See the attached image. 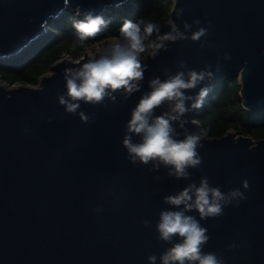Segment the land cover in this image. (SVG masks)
I'll return each instance as SVG.
<instances>
[{
    "label": "water",
    "instance_id": "water-1",
    "mask_svg": "<svg viewBox=\"0 0 264 264\" xmlns=\"http://www.w3.org/2000/svg\"><path fill=\"white\" fill-rule=\"evenodd\" d=\"M125 2L68 0L66 6L65 0H0V58L20 54L67 9L100 15ZM175 3L170 20L181 31L183 22L199 19V27L211 25L208 35L199 42L169 43L168 51L144 61L141 90L127 99L117 94L115 102H81L78 111L89 115L88 123L58 102V94L66 92L63 70L86 62L87 52L78 60L63 55L37 85L9 84L0 76V264H149L150 254L160 264V254L171 246L158 240L155 230L159 212L170 208L163 197L205 175L223 192L244 191L245 179L250 187L239 206L200 221L210 236L203 251L223 257L225 264H264L263 138L228 130L205 139L198 149L202 165L189 169L190 180L168 177L162 166L149 171L151 164L133 165L122 146L131 110L150 91L149 80L165 79L166 69L175 74L181 60L198 71L209 64L215 72L219 64V73L200 87L211 90L215 81L239 76L244 108L264 106V0H177L176 8L184 10L179 18L172 13ZM195 30L194 25L187 35ZM199 110L185 117L189 132L202 129ZM177 132L183 139V130ZM145 220L151 221L148 227ZM232 243L239 247L229 249Z\"/></svg>",
    "mask_w": 264,
    "mask_h": 264
},
{
    "label": "clouds",
    "instance_id": "clouds-1",
    "mask_svg": "<svg viewBox=\"0 0 264 264\" xmlns=\"http://www.w3.org/2000/svg\"><path fill=\"white\" fill-rule=\"evenodd\" d=\"M65 5H68V0H65ZM176 5L177 0L172 13L175 12L179 18L184 10L177 9ZM94 11L89 9L82 20L73 21L76 31L74 47L83 46L109 27L110 20L94 15ZM169 25L170 31L161 33L160 26L155 22L144 18L136 21L126 19L119 29V38L97 49L96 54L91 55L86 62H75L78 67H66L63 70L66 92L58 94L59 104L67 113L78 114L81 122L88 123L89 115L78 111L81 102L90 105L103 104L106 100L115 102L117 94L127 99L141 90L148 68L144 61L155 59L160 52L168 51L169 43L189 39L192 42L201 41L211 27L210 24L207 28L199 27V19H194L191 24L183 22L184 31L172 19ZM194 25L197 30L187 35ZM225 59H230L229 54L225 53ZM178 68L181 70L175 74L166 69L163 80L159 76L149 80L150 91L144 92L131 110L122 146L133 165L151 164L149 171H159L162 166L167 170L168 177L190 180L189 169H198L203 162L198 152L204 146L202 141L211 139L206 129L189 132L186 128L189 121L185 117L203 107L209 89L200 85L212 80L219 73L220 65L217 64L215 72L209 64L198 71L187 69L185 61L181 60ZM197 88L199 91L195 95L186 94ZM38 91H43L42 85ZM164 106L167 110L156 115V109ZM177 128L183 130V139L178 138L181 133L177 132ZM134 135L139 137L138 142H133ZM241 187L244 191L234 188L223 192L219 186H212L205 175L198 183L191 181L175 194L165 195L163 203L170 208L159 212L155 230L157 239L171 246L160 254V264H225L223 257L203 251L210 236L200 221L222 216L224 208L228 206H239L247 198L245 191L250 187L248 180H243ZM96 211L101 209L97 208ZM192 212L197 213L199 219L189 214ZM150 223L148 220L143 221L145 227ZM228 247L234 249L239 245L232 243ZM147 259L149 264L157 262L155 254H150Z\"/></svg>",
    "mask_w": 264,
    "mask_h": 264
},
{
    "label": "trees",
    "instance_id": "trees-1",
    "mask_svg": "<svg viewBox=\"0 0 264 264\" xmlns=\"http://www.w3.org/2000/svg\"><path fill=\"white\" fill-rule=\"evenodd\" d=\"M173 0H126L119 6L108 7L100 16L110 20L109 27L83 46H73L76 31L73 21L83 19L76 10L67 9L57 18H52L47 32L33 41L20 54L0 58V76L9 84L37 85L42 75L50 71L56 61L67 54L79 59L87 48L107 44L111 38H119V29L128 19L140 18L155 22L161 33L170 31V11ZM239 76H227L215 81L209 90L204 105L196 115V121L206 129L208 137H221L228 130L238 134L264 139V106L248 110L242 105Z\"/></svg>",
    "mask_w": 264,
    "mask_h": 264
},
{
    "label": "rangeland",
    "instance_id": "rangeland-1",
    "mask_svg": "<svg viewBox=\"0 0 264 264\" xmlns=\"http://www.w3.org/2000/svg\"><path fill=\"white\" fill-rule=\"evenodd\" d=\"M113 39H116V38H111V39H109V41H108L107 44H98V45H96V46L89 47V48L86 49L85 52H87L89 56L94 55V53H95V51H96L97 49H100V48H102V47H106V46H107V45H108ZM85 52H84V53H85ZM65 56L70 57V56L67 55V54H65ZM77 60H78V59H77ZM18 84H20V83H15V85H18Z\"/></svg>",
    "mask_w": 264,
    "mask_h": 264
},
{
    "label": "bare ground",
    "instance_id": "bare-ground-1",
    "mask_svg": "<svg viewBox=\"0 0 264 264\" xmlns=\"http://www.w3.org/2000/svg\"><path fill=\"white\" fill-rule=\"evenodd\" d=\"M103 48V47H102Z\"/></svg>",
    "mask_w": 264,
    "mask_h": 264
}]
</instances>
